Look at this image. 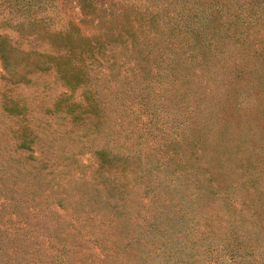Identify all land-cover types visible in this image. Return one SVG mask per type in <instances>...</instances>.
I'll return each mask as SVG.
<instances>
[{
	"label": "rangeland",
	"instance_id": "1",
	"mask_svg": "<svg viewBox=\"0 0 264 264\" xmlns=\"http://www.w3.org/2000/svg\"><path fill=\"white\" fill-rule=\"evenodd\" d=\"M7 7V2L0 6V41L8 58L7 68L2 67L0 59V161L11 160L0 166V220L13 229L19 225L14 215L17 212L28 220L31 232L25 235L30 237L25 241L3 242L0 264H132L136 248L122 256V244L132 238L120 239L126 231L135 232L131 235L143 231L154 236L169 233L171 245L178 247L188 241L186 234L212 229L215 237L212 243L206 241L207 252L199 245L200 240L191 247V251L195 247L197 264H224L230 258L231 245L248 230L255 232L254 243L264 244V129H251L252 121L246 119L251 110H264V90L253 88L259 77L258 84L264 85V71L249 76L238 73L249 67L250 59L238 56L234 39H225L228 43L211 60L202 62L180 55L163 57L155 48L141 60L138 52L148 51L143 42L128 54L119 50L114 53L113 49L93 64L87 59L84 82L67 101L84 106L90 102L96 112L72 122L67 114L47 111L59 96L70 92L55 67L46 68L56 51L45 37L44 27L49 26L48 31L53 32L63 22L49 11L44 21L19 31L21 26L16 21L3 17ZM40 13L33 11L32 16ZM251 39L248 36L247 40ZM234 60L239 61L238 66ZM7 102L24 106L26 112L4 113L3 104ZM19 120L37 134L33 142H26V148H17L13 136ZM238 120L244 125H240V138ZM263 121L260 117L254 122L259 127ZM127 146L140 148L141 153L150 149L153 154L176 150V158L190 168H199L196 195L190 194L193 188L185 192L181 188L175 197L162 194L153 199L142 188H133L126 213L129 230L117 226L112 231L87 232L98 230L93 226L96 220H89L86 229H79L78 224L73 228L69 215L80 213L81 218H87L93 212L88 207L79 210L82 192L89 185L86 182L91 183L96 166L93 150H123ZM19 169L17 176L23 179H15ZM250 170L255 176L248 175ZM160 174L168 175L165 171ZM155 177L152 171L151 179ZM210 178L211 187L202 190ZM59 198L64 207L56 203ZM29 208L42 209V213L33 218L27 212ZM183 211L188 213L183 216ZM38 218L43 220L37 230ZM153 221L155 226L151 227ZM148 234L141 235L143 242ZM60 238L74 240V245L61 247ZM19 243L24 250L15 252ZM186 244L184 253L190 249V242ZM239 245H247L246 237ZM260 248L250 246L254 255H247V259L259 258ZM65 254L67 261L62 259Z\"/></svg>",
	"mask_w": 264,
	"mask_h": 264
},
{
	"label": "trees",
	"instance_id": "2",
	"mask_svg": "<svg viewBox=\"0 0 264 264\" xmlns=\"http://www.w3.org/2000/svg\"><path fill=\"white\" fill-rule=\"evenodd\" d=\"M4 2L8 3L9 10L3 17L9 21H16L21 26L19 31L27 25L34 26L35 23L47 19L49 11H52L57 21L63 22V25L53 32L48 31L49 26L44 27L45 37L51 41L56 51L53 62L46 68L54 66L58 77L70 89V92L59 96L53 102V108L47 111L67 114L72 122L83 120L90 116L89 113L96 112V108L90 102L84 106L80 102L67 101L72 92L84 82L85 68L89 67L87 59H90L89 63L93 64L113 49L114 53L119 50L128 54L137 50L143 42L145 46L148 45V51L138 52L141 60L147 59L148 52L154 51L155 48L163 57L180 55L183 59L193 57L202 62L208 58L211 60L216 52H219L220 47L228 43L224 42L225 39L230 38L234 39L238 46L236 51L238 56L250 59L249 67L242 71L239 69V74L249 76L254 71H264V0H0V6ZM44 10H47V13H44ZM68 10L70 12L67 14ZM33 11L41 13L38 16H32ZM250 35L252 39L248 41L247 38ZM3 44L4 42L0 41V59L2 67L7 68L8 58ZM225 50L228 51V46ZM238 62L234 60L235 66L239 65ZM259 80L260 77L253 84V88L258 87L261 92L264 90V85L261 82L258 84ZM90 99L93 100L92 97ZM3 110L4 113L13 115L26 112L24 106L8 102L3 104ZM260 117H264V110H251V114L246 115L247 121H252L251 129H264V121L259 127L254 122ZM19 122V125L13 129V136L18 142L17 148H26V142H33L37 134L28 123L21 120ZM237 122L240 138V125L243 127L244 125L239 120ZM140 150L142 149L134 146H127L123 150L117 148L93 150L96 166L91 183L86 182L89 185L84 190L89 197L82 192L84 199L79 207L82 211L86 209L85 207L92 208L93 212L88 213L87 218H81L80 213L76 216L69 215L72 226L78 224L79 229H86L89 220H96L97 223L93 226L98 227V230L86 229L87 232L112 231L117 226H121V230L123 228L129 230L130 217L126 213L130 207V195L133 188H142L143 193L153 199L162 194L175 197L174 195L181 193V188L184 192L193 188L190 194L196 195L195 179L199 168L197 170L190 168L191 166L181 161L180 157L176 158L178 155L176 150L172 153L170 151V154L168 152L153 154L150 149L143 150L141 153ZM135 159L137 166H135ZM10 160L0 161V166L6 165ZM21 163L25 165L24 161ZM152 171L156 173L155 180L151 179ZM162 171L168 175H161ZM20 172V169L16 172L15 179L24 178L22 175L17 176ZM248 175L255 176V173L250 170ZM1 185L6 188V183ZM201 187L202 190L211 187V178L207 179L206 185ZM227 187L224 186L223 189L228 190ZM164 188L167 189L165 192L162 190ZM56 203L64 207L62 198H59ZM78 206L79 204L75 208ZM27 212L33 218H37L38 213H42V209L29 208ZM186 213L188 211H183L182 215L185 216ZM14 215H17L16 222H19V225L13 229L10 228L11 224L8 225L0 220V251L6 239H18L21 242V239L25 241L30 238L25 236L31 232L28 220H24L17 212ZM41 220L43 218H38L39 226L35 229L38 230ZM153 225L155 226L154 221L150 226ZM128 232L120 235V239L132 237L122 244V256L128 255L129 250L136 248L138 252L134 255L132 264H197L195 247L194 252L191 251V247L194 244L196 246L200 240L199 245L205 249L206 241L212 243L215 237L212 236L214 233L212 229L196 234H186L188 241L174 247L170 243L172 236L169 233L154 236L156 234L146 231L136 235H131L135 232L129 234ZM143 233H149L144 242L141 236ZM53 235H56L55 232ZM226 235L223 241L226 240ZM236 235L239 236V232ZM253 235L255 232L248 230L240 241L231 245L230 258L228 257L224 264H264V244L254 243ZM244 237H246L247 245L240 246ZM94 240L97 241V239ZM58 241L61 247L74 245L75 242L67 241V238L64 240L60 238ZM188 242H190L188 245L190 249L184 253V247ZM166 243L170 245L167 247ZM209 246L214 247V244ZM250 246L261 247L257 250L259 258L247 259V255H254V250L249 249ZM14 249L15 252L22 249L20 243L15 245ZM116 249H119L118 244ZM208 250L206 248L205 252ZM62 259L67 261L68 256L62 255Z\"/></svg>",
	"mask_w": 264,
	"mask_h": 264
}]
</instances>
